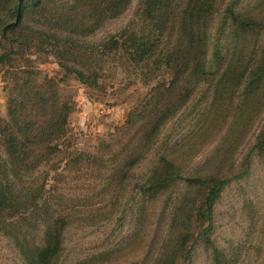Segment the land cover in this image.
Listing matches in <instances>:
<instances>
[{"label":"trees","instance_id":"1","mask_svg":"<svg viewBox=\"0 0 264 264\" xmlns=\"http://www.w3.org/2000/svg\"><path fill=\"white\" fill-rule=\"evenodd\" d=\"M44 1L0 0L1 38L8 43L24 41L21 35H12L26 27L28 15L38 10ZM130 1L95 0L91 26L84 29L73 25L72 19H69L72 28H68L64 22L46 18L49 28L37 31L40 41L35 45L44 49L51 47L66 76H74L90 88L101 87L100 74L89 68V59L97 50L112 52L121 45L131 51L129 55L137 62L142 61L143 53L149 50H145V43L140 42L132 30L129 31L130 27L120 33L122 41L118 36H111L102 43L88 39L108 20L118 17ZM159 4L160 0H143L146 20ZM63 5L64 11L79 12V8L66 10L79 5V0H67ZM251 13L250 8H238L236 0L224 8L219 0H188L172 55L166 60L155 59V70L150 69L151 74L158 76V68L167 67L171 71L169 80H158L129 111L125 123L117 128V134L101 139L94 152L72 148L69 119L75 110V100L60 80L48 75L41 77V72L30 64L17 65L12 55L20 51L14 47L0 54L8 89V118L0 117V235L11 241L25 264H61L67 232L96 217L99 207H91L103 203L105 198H111L109 203L115 210L120 209L126 197L129 204L124 212L131 215L135 214L132 202H136V211L142 217L144 195L161 189L170 191L181 183L204 185L206 192L201 208L204 212L199 218L193 217L198 198L187 193L172 200L167 198L161 212L164 233L155 256L150 259L145 254L148 260L141 264H186L197 245L211 252L213 264H223L224 252L213 239V217L217 200L238 174L202 176L203 167L199 166L206 164L209 158L193 165L195 161L190 160L193 151L185 152L184 148L192 144L191 139L199 131L206 111L199 101L201 96L196 94L209 90L216 75V88L232 78L234 63H227L229 56L223 58L222 51L234 58L240 50L241 36L248 29L264 26V12ZM67 52L88 56L85 62H80ZM257 58L259 65L254 71L264 64L260 62L262 56ZM194 119L197 123L192 131L180 136ZM255 151H264V131L248 152L247 160ZM145 162L149 167L142 182L135 192L129 191L136 169ZM186 166L187 172H183ZM86 174L88 179L98 183L97 187L90 192V185L84 186L90 193L72 198L70 193L82 189L73 183L81 181ZM201 220L204 226L198 231L192 230V223ZM132 245L130 235L122 244L87 254L72 264L110 263Z\"/></svg>","mask_w":264,"mask_h":264},{"label":"rangeland","instance_id":"2","mask_svg":"<svg viewBox=\"0 0 264 264\" xmlns=\"http://www.w3.org/2000/svg\"><path fill=\"white\" fill-rule=\"evenodd\" d=\"M230 1L219 0V4L224 8ZM66 2L46 0L38 10L31 12L26 27L12 35H21L24 41L8 43L0 35V54L10 46L14 47L20 51V54L12 55L17 65L30 64L41 72V77L48 75L60 80L75 100V110L69 119L72 148L75 151L94 152L101 139H110L117 134V128L125 123L129 111L140 103L158 80H169L171 71L167 67H157L158 76L151 74V71L155 70V59L166 60L172 55L181 28L182 11L188 0H160L158 7L147 15L148 20L143 16V0H131L118 17L108 20L90 36L89 41L95 43H102L111 36H118L122 41L124 38H121L120 33L130 27L129 31L132 30L139 41L145 43V50L149 48L143 53L140 62L135 61L129 55L131 51L121 45L112 52L97 50L89 59V68L100 74L102 85L98 88H90L74 76H66L51 47L44 49L35 45L40 41L37 31L49 28L46 18L64 22L68 28H72L69 19L73 20V25L82 29L91 26V8L95 0H79L76 7L66 8H79L78 13L64 11L65 8L61 7ZM236 3L238 8H250L251 14L264 12V0H236ZM41 32L46 34V31ZM239 43L240 50L234 58L229 52L222 51L223 58L229 56L227 63H234L231 80L223 81L216 88V75L212 87L206 84L209 90L196 94L201 96L199 101L205 105L206 111L201 121L203 125L200 126V122L199 131L191 139L192 144L185 147L184 151H193L190 159L195 161L193 165L204 163L209 158L206 164L199 166L203 167L202 176L213 173L221 177L238 174L222 192L214 211L212 234L215 245L224 252L223 264H264V151H255L247 160L248 152L264 131V64L260 65L261 69L254 71L259 65L257 56H262L260 62L264 63V26L248 29ZM67 54L77 57L80 62H85L88 56L77 52ZM7 96L4 68L0 66V117L4 119L8 118ZM196 123L197 119L192 120L188 129L179 133L180 136L192 131ZM148 167L149 163L145 162L136 169L129 191L137 190ZM87 172L89 174L90 171ZM183 172H187V166ZM88 174L81 181L73 183L82 186V189L70 193L72 198H82L97 187L98 183L88 179ZM87 185L91 187L90 192L84 188ZM204 192V185L189 186L181 183L170 191L161 189L147 193L143 197L145 211L142 217L136 211V202H132L135 214L131 215V212H124L129 204L126 197L122 199L120 209L115 210L109 203L111 198H105L103 203L91 207H99L96 217L67 232L61 264H72L82 256L122 244L130 235L133 245L113 262L101 264H141L145 259L148 260L146 255L153 259L164 233L165 222L161 212L165 200L175 199L183 193L198 198L193 217L199 218V214L204 212L201 209ZM204 224L203 220L193 222L192 230L195 228L198 231ZM192 254V259L186 264H213L211 252L202 245H197ZM0 263L25 264L11 241L2 235Z\"/></svg>","mask_w":264,"mask_h":264}]
</instances>
